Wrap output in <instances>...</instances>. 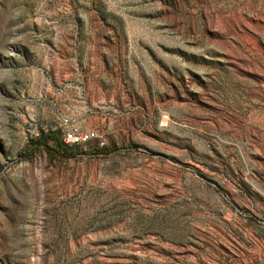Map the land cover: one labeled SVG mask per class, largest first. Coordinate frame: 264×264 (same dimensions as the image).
Wrapping results in <instances>:
<instances>
[{"label":"rangeland","instance_id":"374dc122","mask_svg":"<svg viewBox=\"0 0 264 264\" xmlns=\"http://www.w3.org/2000/svg\"><path fill=\"white\" fill-rule=\"evenodd\" d=\"M0 264H264V0H0Z\"/></svg>","mask_w":264,"mask_h":264},{"label":"built area","instance_id":"2783aa9c","mask_svg":"<svg viewBox=\"0 0 264 264\" xmlns=\"http://www.w3.org/2000/svg\"><path fill=\"white\" fill-rule=\"evenodd\" d=\"M66 136L68 139H71V140L78 139L81 137V135H77L74 131H68L66 133Z\"/></svg>","mask_w":264,"mask_h":264},{"label":"trees","instance_id":"16d2710c","mask_svg":"<svg viewBox=\"0 0 264 264\" xmlns=\"http://www.w3.org/2000/svg\"><path fill=\"white\" fill-rule=\"evenodd\" d=\"M58 144H61V142L58 141Z\"/></svg>","mask_w":264,"mask_h":264}]
</instances>
